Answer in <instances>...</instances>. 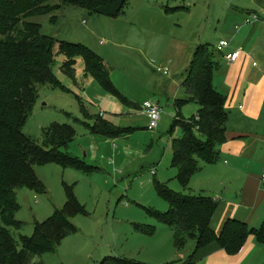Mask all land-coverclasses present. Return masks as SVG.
Here are the masks:
<instances>
[{
  "label": "rangeland",
  "instance_id": "obj_1",
  "mask_svg": "<svg viewBox=\"0 0 264 264\" xmlns=\"http://www.w3.org/2000/svg\"><path fill=\"white\" fill-rule=\"evenodd\" d=\"M207 2L129 0L121 14L110 17L71 5L56 9L58 1L42 0L38 6L47 3L50 9L45 14H36L43 11L36 10L26 19L40 24V34L56 40L51 65L56 83L38 87V99L24 122L23 133L41 143L43 129L51 124L74 125L77 134L62 151L90 167L36 165L35 173L45 191H15L19 204L15 218L21 226L10 231L16 240L20 235L30 236L36 222L64 207L66 187L72 189L84 209L69 217L76 230L62 238L54 252L36 257L34 263L101 264L104 259L113 258L148 264L158 260L157 252L164 245L169 253L177 252L172 244V230L147 210L168 209L157 192L156 182L178 194L209 191L211 175L207 170L191 177L188 187L181 186L171 165L169 144L170 139L183 135L179 124L172 128L177 116L173 97L184 95L182 72L199 41L204 42L210 32L206 30L204 39H200ZM59 41L81 43L99 55L117 93L104 89L86 71L80 55L74 58V74L65 71L66 55ZM158 66L167 67L168 74L158 72ZM163 83L169 101L160 96ZM146 100H160L161 118L153 130L148 129V118L141 110ZM199 108L195 101L188 100L181 105L179 117L191 120ZM84 109L90 117L84 116ZM96 117L121 134L113 138L91 132L83 122L92 124ZM222 189L218 183L212 188L217 194ZM262 205L264 209V202ZM146 225L153 226L151 234L142 229ZM190 245L194 241L188 240L183 250ZM193 264L203 263L195 255Z\"/></svg>",
  "mask_w": 264,
  "mask_h": 264
},
{
  "label": "trees",
  "instance_id": "obj_2",
  "mask_svg": "<svg viewBox=\"0 0 264 264\" xmlns=\"http://www.w3.org/2000/svg\"><path fill=\"white\" fill-rule=\"evenodd\" d=\"M42 0H0V264H41L34 259L47 252H54L62 238L76 230L69 217L83 213L82 205L72 189L66 187V202L62 209L42 222L34 224L30 236L20 235L16 240L10 228H20L21 222L15 214L19 209L15 191L29 188L37 193L45 191L34 166L56 163L76 169L90 168L62 151L74 139L77 131L72 124L53 123L43 129L42 142L38 143L23 133V125L38 99L40 85L56 83L51 70L53 44L56 40L40 34V24L26 19L36 10L45 14L50 9L47 3L39 7ZM55 8L71 5L93 14L114 17L121 14L129 0H56ZM34 10V11H33ZM66 55L63 68L74 74L77 55L82 56L85 68L106 90L117 93L109 79L102 58L81 43L59 41ZM218 62L208 44H199L185 71L183 86L185 99L175 100L181 105L190 100L199 105L195 118L184 121L179 115L172 128L179 124L183 135L171 140V165L176 169L177 180L184 188L190 178L200 170V162L213 164L219 156V147L226 140L225 122L227 112L225 97L212 84V76ZM84 111L85 117H90ZM75 121L78 122L76 119ZM96 134L117 137V128L101 118L93 123L83 122ZM158 194L167 202L168 209L159 212L147 211L157 221L168 226L173 233V244L177 250L185 247L188 240L194 241L192 252L180 264H193L197 251L211 243H217L228 254H237L249 235L264 243V220L259 228H251L246 222L233 218L225 220L219 232L210 227L217 201L203 194H178L165 184L155 183ZM151 234L153 226H142ZM141 264L124 259H104L101 264ZM171 262L169 264H174Z\"/></svg>",
  "mask_w": 264,
  "mask_h": 264
},
{
  "label": "crops",
  "instance_id": "obj_3",
  "mask_svg": "<svg viewBox=\"0 0 264 264\" xmlns=\"http://www.w3.org/2000/svg\"><path fill=\"white\" fill-rule=\"evenodd\" d=\"M205 5L207 9L203 14L200 39H204L206 30L210 32L199 44H208L218 62L212 84L225 97L226 140L219 147L217 161L203 163L193 176H199L205 170L211 175L209 191L203 195L218 203L210 221L214 231L219 232L229 218L246 222L251 228H259L264 220V181L261 180L264 173V0H209ZM252 15H256L257 20L245 22ZM220 39L229 42L226 52L239 51L236 61L227 63L223 54L215 51V44ZM187 67L182 72L184 95L173 97L176 115L180 109L176 107L175 100L187 97L183 86ZM165 88L163 83L160 96H166L169 101ZM157 103L159 105L160 100ZM215 183L223 186L220 194L212 190ZM193 248L194 245L186 251L175 248L177 252L173 254L164 245L157 252L158 260L148 264L182 262ZM196 255L203 264H264V243L249 235L237 254L230 255L217 243H211L199 249Z\"/></svg>",
  "mask_w": 264,
  "mask_h": 264
},
{
  "label": "built area",
  "instance_id": "obj_4",
  "mask_svg": "<svg viewBox=\"0 0 264 264\" xmlns=\"http://www.w3.org/2000/svg\"><path fill=\"white\" fill-rule=\"evenodd\" d=\"M257 20L256 15H252L251 17H248L245 19V22L255 21ZM229 42L226 39H220L215 44V51L218 53H222L225 61L227 63H231L237 60L239 51H230L226 52L225 49L228 47ZM158 72H162L163 74H166L168 72L167 67H157ZM141 110L148 118V129H156L158 122L161 118V109L158 105V103H153L150 101H146L141 106ZM261 180L264 181V173L261 175Z\"/></svg>",
  "mask_w": 264,
  "mask_h": 264
}]
</instances>
